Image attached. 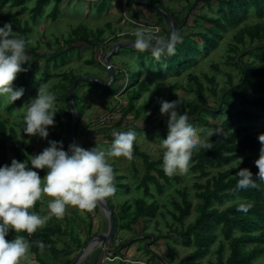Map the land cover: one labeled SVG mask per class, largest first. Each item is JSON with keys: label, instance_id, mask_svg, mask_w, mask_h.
I'll list each match as a JSON object with an SVG mask.
<instances>
[{"label": "trees", "instance_id": "trees-1", "mask_svg": "<svg viewBox=\"0 0 264 264\" xmlns=\"http://www.w3.org/2000/svg\"><path fill=\"white\" fill-rule=\"evenodd\" d=\"M142 1L146 3V0ZM190 1L185 0L188 12L181 16L178 13H173L161 0H158L157 3L150 1L149 5L125 0V7L129 12L133 11L136 5L144 9L153 8L157 17L159 14L156 8L166 11L176 22L178 32L183 39L182 42L176 44L175 55H162L159 59L153 57L150 51L139 52L135 48L118 50L110 56L113 83L105 92L114 96L117 92L113 89L121 87L128 99L122 120L114 126L115 129H118L127 121V116L135 112V118H139L142 110H146L153 102L158 101L159 93L153 95L149 102H145L139 109H136L137 102H140L144 94L150 90L155 75L163 74L162 65H166L169 72L188 69L198 58L216 49L225 35L233 33V41L227 47L225 64L235 70V74L238 76L237 82L234 81L236 76L229 72L226 85L218 91L215 78L206 75L205 79L215 85L210 89V93L214 97H218V92L221 94L216 100V105L210 107L204 94V85L198 78L193 77L194 81L190 84L189 89L191 93L198 96L199 103L183 102L181 108L179 107L181 111H191L190 118L198 128L213 130L215 125L208 121V117L223 118L220 123L222 129L208 139V144L195 149L190 160L189 171L197 179H206L205 183L197 182L194 185L196 189L194 196L199 200L195 207L197 217L186 225L193 205L189 199V191L185 188L180 192L182 201L173 200L174 211L171 212V216L174 222L169 224V235L165 236L159 232L158 235L150 237L146 253L150 256L147 264H172V261H167L153 252L152 248L163 240H166V244L169 245L168 239L176 236L184 247L193 249L190 255L180 260L178 264H200V260L210 252L211 247L221 235L225 242H230V254L226 259L224 258L225 245L222 241L221 247L217 251L219 255L217 263L211 262L210 264H253L256 256L264 254V182L257 181L255 188L238 190L236 189L238 178L236 174L246 168L252 172L255 179L259 171L255 161L259 159L261 148L258 137L264 134V0H196L193 4ZM62 3L63 0H0V27L5 23H10L13 31L26 41H30L34 25L40 20L43 18L53 22L60 20L63 15ZM7 6L17 9L15 14H3L1 10ZM51 7H53L51 12L47 14V9ZM96 9L101 13L105 7L99 6ZM204 10L207 12L204 13ZM21 16H24L25 19ZM159 18V23L164 21L161 16ZM251 18H255V20H250ZM192 21L194 22L193 28L200 29V31L186 34L184 28L189 27ZM124 37L133 36L126 35ZM103 38L104 30L89 34L87 30L77 29L68 39H64L63 49L43 52L42 48L33 47L27 43L26 51L30 60L23 65L27 71L19 73L13 82L14 89L22 88L24 92L20 99L8 107V110L17 109L28 96L30 89L38 85L40 79L37 74L40 69L43 73L42 80L50 81L53 77L50 70L64 65L66 60L71 59L75 53L79 57L82 56L84 48L95 49L92 51L94 59L89 61V64L99 63L96 55L99 51L102 52V49L105 51L104 57L106 58L108 47L103 46ZM56 41L59 45L60 40L56 39ZM47 45L51 49L52 46L49 42ZM150 57L151 60L148 61ZM41 61H44L42 68L40 67ZM219 67V64H215L213 69L219 71ZM107 71L109 72V70ZM69 77L71 86L77 77L73 73ZM194 84L197 86L196 89H193ZM94 85L95 88H89L90 92L97 93L99 90H103V86L98 83H94ZM73 99L79 117L75 132L77 141L81 137L79 124L84 110H78L80 102L75 92ZM66 103L70 109L68 96ZM160 107L161 103H158L157 107L153 109L148 121L151 126L154 125V118L159 113ZM24 126L25 122L23 121L19 128L23 130ZM65 126L63 117L61 119L60 115H57L54 126L48 128V136H51L53 141L65 143L69 137V133L67 135L65 133ZM160 127H164V124L162 123ZM57 128L60 129L59 133L55 131ZM133 130L137 132L136 128ZM161 130L159 135L157 134L160 139L167 135L168 129ZM146 131L149 132V130ZM154 133H157L155 129ZM200 134L203 137L205 132ZM21 144L17 129L9 127L7 121L0 119V166H10L12 161L10 156L20 162L28 163L31 159L30 156L39 154L28 142H23V146ZM135 157L141 158L145 165L144 177L136 187L137 190L143 191L144 197L136 199L134 204L127 201L121 206L119 213L114 212L113 214L115 236L111 243V250H115L119 257L124 256L123 251L132 247L135 241L132 243L119 242V245L115 246V242L120 240L117 237L118 232L134 231L133 226L139 225L141 222L145 230L146 224L154 219L156 213L159 212V206L155 202L148 203L147 201L154 197L151 185H154L158 194L163 196L165 190L172 186L173 182L180 180L176 174L170 175L160 167L163 164V158L158 161L152 160L147 153L140 150L136 141L133 145V158ZM239 158H243V160L240 162ZM234 163H237L238 167H233ZM212 169L217 170L216 175H212ZM33 170L38 171L40 177L46 175V170ZM114 173L116 172L114 171ZM124 178H114L115 187L119 192L129 193L131 191L129 186L122 183L116 184ZM241 202L252 204L247 213L237 211ZM225 204L226 208L221 210L220 207ZM42 205V200L37 201L32 210L41 215ZM110 207L113 211L116 209ZM161 214L164 215V213ZM92 228L93 225L90 226V229ZM11 232L13 237H6V240L15 238L16 233L12 230ZM68 233V230L63 229L58 223L57 218L52 217L45 226L37 229L33 234L20 233V235H23L30 243L33 262L36 264H61V258L68 254L72 247H77V250L82 249L81 240L69 236ZM95 234L91 230L89 236L92 237ZM37 242H43L45 247L40 249ZM248 245L253 246L248 248ZM168 249L171 251L170 246ZM104 258V251L97 250L88 257L87 263L93 261L94 264H107L103 262ZM73 260L67 264H71ZM124 260L128 259L123 257L119 264H128Z\"/></svg>", "mask_w": 264, "mask_h": 264}, {"label": "rangeland", "instance_id": "rangeland-1", "mask_svg": "<svg viewBox=\"0 0 264 264\" xmlns=\"http://www.w3.org/2000/svg\"><path fill=\"white\" fill-rule=\"evenodd\" d=\"M92 1L95 0H63L61 9L63 15L60 20L58 22H53L50 19L44 18L40 20V22L34 25V32L30 37V44L33 47L42 48L43 52H50L53 50H59L61 48L63 49L64 39H68L69 36L73 34V31L77 29H81L82 31L87 30L89 34L97 33L98 30H104L102 44L104 47H108V56L112 55L113 47L118 43L134 42L135 36L128 38L124 37L126 35L135 34L136 30L139 29V27L134 24H139L146 27L156 25L159 26L162 34L169 35L171 33L170 26L166 23V21H161L159 23L160 15L157 17L155 12H153V8L144 9L141 6L139 7L136 5L134 6L133 11L129 12L125 7V0H99L100 2L98 1L95 3ZM133 1L136 2L135 0ZM138 1L144 2L142 0ZM150 1L152 3L158 2V0H146V3L149 5V3H151ZM195 1L196 0H191L190 3L193 4ZM161 2H163L167 8H170L173 13H178L181 16L186 15L188 12L187 3L185 0H161ZM99 6L105 7L104 11L101 13H99L96 9ZM52 8L53 7L47 9V14L51 12ZM16 11L17 9H13L8 6L1 10L3 14L7 15H13ZM206 12L207 10H204V13ZM21 17L25 19L24 16ZM130 19L132 20L130 21ZM250 20H255V18H251ZM193 23L194 22L192 21L189 27L184 28L186 34L200 31V29L193 28ZM56 39L60 40L59 45ZM231 41H233V33L225 35L221 40L220 45L216 49L211 50L205 56L198 58L188 69L169 72L167 70V66L162 65V69L164 71L163 74L155 75V80L152 83L150 90L144 94L140 102H137L136 109H139L145 104V102H149L151 97L153 95H157V93H159L158 101L156 103L153 102L152 105L146 110H142L139 118H135V112L127 116V121H125L123 126L118 129H115L114 126H116L119 121L122 120L123 111L128 105V99L124 94V89L121 87L113 89V91L117 92L114 96L105 92L108 87L112 86L113 82H111L110 71H107L108 66L105 63L106 58L104 57L105 51L103 49L102 52L99 51L96 55V58L100 64H89V61L94 59V53H92V51H95L94 48H84L82 56L79 57L77 53H75L71 59L66 60L64 65L62 64L58 68H53L54 70H50V73L53 76L52 80L50 81L42 80L43 73L41 71L42 69H40L37 74L40 82H38L37 86L30 89L28 96L25 97L17 109L9 111L8 107L14 102L9 103L6 99L1 98L0 119L7 121V125L9 127H14L17 129L20 143L23 144V142H28L36 149L37 152H42L46 147L49 146V141H53L51 136H47L46 138H41L39 135L30 136L21 130L19 125L24 121L26 106L37 96V91L40 87V84H46L48 89L52 91L58 99L55 103V110L57 113L54 117V120L56 121L57 115H60L61 119L63 117L66 123L65 133L66 135L69 133V137H67L68 140L66 139V142L63 143V147H65V151H67L68 146L71 144L69 138L73 118L71 110L67 106L66 99L67 96L69 99L68 91L70 92L72 85L78 81L75 87L76 96L78 97V100L81 104V106L80 104L78 105V110L82 111L83 109L84 113L79 124L81 137L76 141V144L88 150L95 147L98 150H107L111 146L113 132L128 131L129 129L133 130V128H136L137 138L135 141L137 145H139L140 150L143 153H147L154 161L162 160L164 147L161 145L160 138L157 136L159 135L161 128L162 130L168 129V117L166 115H162L159 111V113L154 118V125L151 126L148 124V121L151 117L153 109H155L157 104L161 103L163 100L177 99L178 106L180 108L183 102L199 103L198 96L195 93H191L189 89L190 84L194 81L193 77L198 78L204 85V94L208 99V106L214 107L216 105L217 98H219L221 94L218 92V97H214L210 93V89L214 88L215 85L210 84L205 79V76L207 75L209 77L215 78V84L217 85L218 91L226 85L227 73L230 72L236 76L235 70L225 64L227 60V47ZM48 42L52 46L51 49L47 45ZM150 60L151 57L148 58V61ZM115 64H117V62H115ZM215 64H219V71L213 69ZM43 66L44 61H41L40 67L42 68ZM72 73L77 77V79L70 86L68 79ZM237 78L238 76H236L234 79L235 82H237ZM94 83H98L99 85L103 86V90H99L97 93L90 92L89 88L96 87ZM196 88L197 86L194 84L193 89ZM116 107L118 108L117 111H120V113L114 114L113 117L109 116L111 113H113ZM187 112L191 117V111L188 110ZM222 120L223 118L213 119L212 117H208V121L215 125L214 130L217 132L222 129L220 126ZM162 123L164 124V127H160ZM154 129L157 133H154ZM146 130H149V132ZM55 131L59 133L60 129L57 128ZM203 137L206 141V144H208V139L210 136H208L205 132ZM161 139H163V137ZM199 148L200 147L197 149ZM10 158L11 160L16 159L12 156H10ZM239 160L241 162L243 158H239ZM108 162L116 172L114 173V178L117 179L119 177H125L123 180L116 182V184L122 183L131 188L129 193L123 191L119 192L116 189V192L112 197L106 198L109 207L112 206L116 208L113 211L110 207L114 214V212L119 213L121 206L127 201H130L134 204L136 199L144 197L143 191L137 190L136 187L140 184L142 178L144 177L145 165L143 160L139 157H132V159H127L125 157H110ZM162 165L160 166L161 168H163ZM232 166L238 167L237 163L232 164ZM216 174L217 170L212 169V175ZM176 175L180 177V180L173 182V185L169 186L165 190L163 196H160L155 186L151 185V191L154 194V197L152 199H147V201L148 203L155 202L159 206V212L156 213L154 219L150 220V222L146 224L147 228L145 230L144 225L141 222L139 225L133 226L134 231L118 232L117 237H119L120 240L115 242V246H118L119 242L132 243L135 241L132 247H130L128 250H124L122 253L125 254L126 251L129 252V254H126V256H121L122 258L124 257L129 260H124L126 263H148L150 258V256L146 253V246L150 242L148 239L153 235H158L159 232H162L165 236L169 235V224L174 222L171 216V212L174 211L173 200L181 202L182 198L180 192L184 191L185 188H187L189 191V199L193 205L192 213L186 220V225L193 222L197 217L195 207L199 200H197L194 196V191H196L194 185L197 182L205 183L206 179L195 178L194 174L189 170L186 173L178 171ZM43 178L44 177H41V179ZM47 200V197L42 199L43 205L41 206V216H47L49 213ZM226 206L227 205L225 204L221 206L220 209L224 210ZM161 213H164V215ZM50 219L47 220L46 224ZM57 221L63 229L68 230L69 236L81 240L82 248L87 245L92 237L95 235L104 234L108 230L107 218L102 213L98 205L94 210H92V212L79 210L75 207L69 206L65 216L62 219H57ZM91 225H93L92 229H90ZM91 230L95 231L96 233L92 237L89 236ZM12 237L13 235L10 230L7 238ZM222 241H224V239L220 235L215 244L211 247L210 252L202 260H200V264H210L211 262L217 263L219 256L217 251L221 247ZM166 243V240L160 241L156 247L152 248V251L160 255L163 259L172 261V264H178L180 260L189 256L193 251L192 248L184 247L181 244L179 238L176 236H174L172 239H168L169 245ZM229 243L230 242L224 241L225 259L230 254ZM168 246L171 247V251H169ZM251 246L253 245H248V248ZM72 248L73 249L68 254H66L67 257L61 258V264H67L70 260L75 259V257L82 250H77V247ZM99 250H103L105 252V258L103 262H106V253H108L110 256H113L114 259L119 260L115 250H111V246L108 249L104 245V247L99 248ZM32 258L33 254L29 252L27 258L22 261V264H36L33 262ZM119 262L120 261L109 262L107 264H119ZM253 264H264V254L256 256Z\"/></svg>", "mask_w": 264, "mask_h": 264}, {"label": "clouds", "instance_id": "clouds-1", "mask_svg": "<svg viewBox=\"0 0 264 264\" xmlns=\"http://www.w3.org/2000/svg\"><path fill=\"white\" fill-rule=\"evenodd\" d=\"M156 27L139 28L135 32L133 47L139 52L150 51L159 59L162 55H175L176 44L182 42V35L173 30L167 37L158 35ZM26 41L13 31L10 23L0 27V98L9 103L21 98L24 90L13 87L17 75L27 71L23 67L30 60ZM56 96L46 84H40L37 96L26 106L23 131L32 136L46 138L48 128L54 126ZM160 112L168 117L167 135L160 139L164 147L163 169L168 174L187 172L193 151L206 145L200 133L208 136L216 130L198 128L189 113L181 111L178 100L161 101ZM111 146L107 150L84 149L76 143L65 151L62 142L49 141V146L26 162L16 159L10 166H0V264H22L30 252V243L20 233L33 234L45 226L48 219H62L69 206L92 212L99 202L112 197L116 192L114 170L108 162L110 157L132 159L135 130L112 133ZM261 143L256 178L249 169L237 172L236 189L257 187V181L264 182V134L258 137ZM31 165V167H29ZM46 170L41 179L38 171ZM47 197L49 213L41 216L33 211L37 201ZM251 203L241 202L237 211L247 213ZM10 230L16 233L13 240H6ZM40 249L43 242H37Z\"/></svg>", "mask_w": 264, "mask_h": 264}, {"label": "water", "instance_id": "water-1", "mask_svg": "<svg viewBox=\"0 0 264 264\" xmlns=\"http://www.w3.org/2000/svg\"><path fill=\"white\" fill-rule=\"evenodd\" d=\"M139 4H146L145 2H140L138 0H135ZM157 13L166 21V23L170 26V31L172 32L173 30L178 32L177 24L173 20V18L164 10L156 8ZM130 49L134 48L133 43H118L113 47V54H115L118 50L120 49ZM108 55L105 59V63L108 66V70L110 71V78L111 82H113V73L111 71L110 65V56ZM78 81L75 82L72 85V88L70 89L69 92V106L70 110L72 113V123H71V131H70V143H76V137H75V132H76V126L79 120L78 113L76 106L74 104V99L73 95L75 92V87L77 85ZM98 207L102 211V213L105 215L108 221V230L104 234H99L95 235L94 237L91 238V240L87 243L85 247L82 248L81 252L75 257L73 262L71 264H82L83 262L86 261V259L91 256L96 250H99V248L104 247V245L109 249L112 243V240L114 239L115 236V221H114V216L113 212L109 207V204L107 200L105 199L103 202L98 203ZM105 253V252H104Z\"/></svg>", "mask_w": 264, "mask_h": 264}, {"label": "built area", "instance_id": "built-area-1", "mask_svg": "<svg viewBox=\"0 0 264 264\" xmlns=\"http://www.w3.org/2000/svg\"><path fill=\"white\" fill-rule=\"evenodd\" d=\"M136 25H137L139 28H144V27H146V26H142V25H139V24H136ZM151 27H156V28L159 29L158 35H162V36H165V37L168 36V35H166V34H162V32H161L159 26L154 25V26H151ZM132 36H135V34H132ZM117 109H118V108L116 107V108L114 109L113 113H111L109 116L113 117L114 114H119L120 111H117ZM109 116H108V117H109ZM106 257H107V258H106V262H104V263L116 262V261H122V258H121V257L117 256L118 259H119V260H117V259H114L113 256H110L108 253H106ZM127 261H129V260H127Z\"/></svg>", "mask_w": 264, "mask_h": 264}, {"label": "crops", "instance_id": "crops-1", "mask_svg": "<svg viewBox=\"0 0 264 264\" xmlns=\"http://www.w3.org/2000/svg\"><path fill=\"white\" fill-rule=\"evenodd\" d=\"M94 233H95V231H93ZM105 232V231H104ZM73 249V248H72ZM116 252V251H115ZM126 254H129V252L128 251H126V253H125V255ZM65 257H67V255H65L63 258H65ZM88 262V258L86 259V261L85 262H83L82 264H94L93 263V261H91V262H89V263H87Z\"/></svg>", "mask_w": 264, "mask_h": 264}]
</instances>
